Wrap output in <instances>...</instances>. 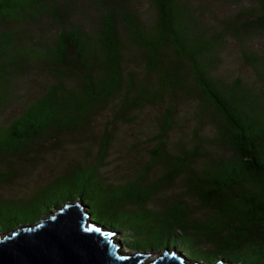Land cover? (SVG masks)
<instances>
[{
	"label": "trees",
	"instance_id": "trees-1",
	"mask_svg": "<svg viewBox=\"0 0 264 264\" xmlns=\"http://www.w3.org/2000/svg\"><path fill=\"white\" fill-rule=\"evenodd\" d=\"M136 1L0 0V57L21 50L13 46L26 39L34 62L18 54L0 61V95L13 86L0 113L18 100L22 80L49 78L0 123V159L30 154L33 163L61 149L64 137L88 132L105 108L111 124H129L144 106L162 107L155 143L128 176L109 180L100 172L112 142L105 130L91 159L29 196L0 195V231L79 199L90 220L121 232L127 248L167 247L207 263L264 264V50L248 45L264 38V0H225L248 5L218 26L202 19L203 0H147L148 18ZM225 37L238 42L254 82L215 73ZM133 63L142 64L143 76L127 68ZM176 97L198 102L188 142L177 141L174 151L167 134L185 122ZM202 122L214 128L211 135L201 133ZM157 166L161 171L151 176ZM15 172L0 169V185ZM178 179L180 191L164 195Z\"/></svg>",
	"mask_w": 264,
	"mask_h": 264
},
{
	"label": "rangeland",
	"instance_id": "rangeland-1",
	"mask_svg": "<svg viewBox=\"0 0 264 264\" xmlns=\"http://www.w3.org/2000/svg\"><path fill=\"white\" fill-rule=\"evenodd\" d=\"M83 1V0H80ZM201 3L205 5V13L202 19L210 25H219V20L236 13L241 7L247 6L248 3L233 4L225 0H203ZM137 9L142 13L145 18L152 15L147 0H138L135 3ZM218 21V22H217ZM22 43L16 44L13 48H21L12 54H18L19 57L33 65L32 54L28 57L29 49L32 48L31 43L26 39L21 40ZM219 54H217L215 73L220 75L225 80L231 79L238 75L241 76L246 82H254L253 69L248 64L241 60V53L238 42L231 37H225L222 40ZM248 45L251 48L264 50V38L259 37L249 41ZM11 53H4L0 57V61L12 59ZM130 70H135L139 75H144L142 64L133 63L128 65ZM49 78L32 76L21 81V85L17 89L18 100L6 106L0 113V123L8 122V120L17 115L22 109L24 101H27L26 94L30 95L33 90L39 92L43 83L49 81ZM47 80V81H46ZM13 84V83H12ZM14 85V84H13ZM11 87V86H10ZM11 89L6 90L4 94H8L4 99L0 98L1 103L8 102L12 93ZM198 100L196 98H183L176 97V103L179 108V117L184 119L182 127L171 128L167 134V145L169 150L176 148L177 141L188 142L190 132L196 123L192 120V113L194 112L195 105ZM200 108V107H199ZM161 106L147 105L137 111V118L133 123L123 124L116 122L111 124V109L105 108L96 113L93 117L92 128L85 133L72 134L63 138L61 149L53 150L44 153L40 158L32 163L30 154L26 156L28 160L19 158L0 159V169L12 168L15 169V177L10 181L0 185V195L2 197H16V196H29L39 186L47 182L50 178L66 170L74 167L77 164L85 162L86 159H91L97 153L98 140L105 132L110 131L112 142H110L107 150V155L104 160L100 172L109 180H119L125 175L128 176L132 170L139 167L148 156L149 149L154 145V135L157 131V116L161 112ZM199 111V110H198ZM250 117L253 115L248 114ZM264 124H261L263 127ZM201 133L204 135H211L214 128L206 122L200 124ZM161 167L157 166L151 171V176L159 174ZM181 180H176L171 187L163 191L164 195H175L181 189ZM78 202L79 199L69 200L68 203ZM57 207L51 208V211L44 214L42 218H46L49 213L55 211ZM95 210V209H94ZM93 212V211H92ZM38 221L24 224L27 226L35 225ZM22 225H19L20 227ZM105 227V226H104ZM17 228V227H15ZM13 228V229H15ZM13 229L8 231H0L1 235H10ZM116 240H119L120 249L128 254L136 251L143 252L146 256L144 264L159 256L163 249H132L125 247V244L120 239L121 232L114 234ZM145 237V236H144ZM178 254H182L180 250H176ZM193 260L189 259L188 261ZM202 264H209L205 261L199 260ZM248 263V262H247ZM246 263V264H247ZM232 264H238L237 262Z\"/></svg>",
	"mask_w": 264,
	"mask_h": 264
},
{
	"label": "water",
	"instance_id": "water-1",
	"mask_svg": "<svg viewBox=\"0 0 264 264\" xmlns=\"http://www.w3.org/2000/svg\"><path fill=\"white\" fill-rule=\"evenodd\" d=\"M82 201L65 202L31 227L0 234V264H144L146 256L120 249L116 230L90 220ZM92 229L86 231V229ZM97 229L99 231H97ZM125 259H121V258ZM165 247L146 264H202ZM209 264H230L219 259Z\"/></svg>",
	"mask_w": 264,
	"mask_h": 264
},
{
	"label": "snow or ice",
	"instance_id": "snow-or-ice-1",
	"mask_svg": "<svg viewBox=\"0 0 264 264\" xmlns=\"http://www.w3.org/2000/svg\"><path fill=\"white\" fill-rule=\"evenodd\" d=\"M91 230L92 229H90V228L89 229H86V231H91ZM97 231H99V230L97 229ZM121 259H125V258L122 257Z\"/></svg>",
	"mask_w": 264,
	"mask_h": 264
},
{
	"label": "clouds",
	"instance_id": "clouds-1",
	"mask_svg": "<svg viewBox=\"0 0 264 264\" xmlns=\"http://www.w3.org/2000/svg\"><path fill=\"white\" fill-rule=\"evenodd\" d=\"M23 226V225H22ZM118 242H119V240H118ZM164 250V249H163ZM162 253V252H161ZM156 258V257H155ZM188 259V258H187Z\"/></svg>",
	"mask_w": 264,
	"mask_h": 264
},
{
	"label": "bare ground",
	"instance_id": "bare-ground-1",
	"mask_svg": "<svg viewBox=\"0 0 264 264\" xmlns=\"http://www.w3.org/2000/svg\"><path fill=\"white\" fill-rule=\"evenodd\" d=\"M115 236V235H114ZM116 238V237H115Z\"/></svg>",
	"mask_w": 264,
	"mask_h": 264
}]
</instances>
